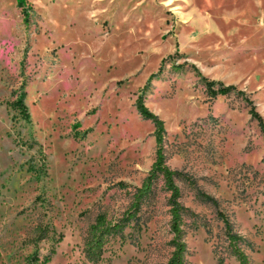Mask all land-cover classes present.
Wrapping results in <instances>:
<instances>
[{
	"label": "rangeland",
	"instance_id": "374dc122",
	"mask_svg": "<svg viewBox=\"0 0 264 264\" xmlns=\"http://www.w3.org/2000/svg\"><path fill=\"white\" fill-rule=\"evenodd\" d=\"M139 98L186 264H264V0H0V264L169 263Z\"/></svg>",
	"mask_w": 264,
	"mask_h": 264
},
{
	"label": "trees",
	"instance_id": "16d2710c",
	"mask_svg": "<svg viewBox=\"0 0 264 264\" xmlns=\"http://www.w3.org/2000/svg\"><path fill=\"white\" fill-rule=\"evenodd\" d=\"M137 104H138L139 110L141 111L142 115L145 118L152 120L156 124V127H157L156 139H157V144H158V150H157V159L152 166L147 182L136 193L135 197L137 198V200L135 201V203H139L142 200V198L150 192L151 185H152L151 184L152 178L155 177V174L162 173L166 178L167 186L172 191V200H173L172 229L174 231L175 241H176V249L168 264H186V261H185L186 244L184 242V234H183L184 232H183V229L181 226V220H180L181 207L177 202V199L180 196V190H179V187L174 182L175 171H173L166 165V156L164 154L163 146H162L163 139H164V132H165L164 121L157 114L149 110V108L145 105L142 98H139L137 100ZM252 113L254 117L259 120L260 126L264 132L263 117L259 113H257L255 110H253ZM134 208L135 207H133V209ZM227 225H228L230 243L232 244V248H233L235 255L238 257L241 264H250L247 254L238 246L239 236L232 233L231 231L232 227L230 223H227ZM105 226H106L105 220L103 218H100V221L97 227L101 229H108V230L107 231L101 230L98 232V236L96 237L95 242L93 243V247L95 251L97 250L99 252L102 249L103 243L109 233H112V231L114 230L116 231V230L121 229L120 227H117L116 225H115L116 228L114 230L112 229L115 226H112V225H109L108 227H105Z\"/></svg>",
	"mask_w": 264,
	"mask_h": 264
}]
</instances>
